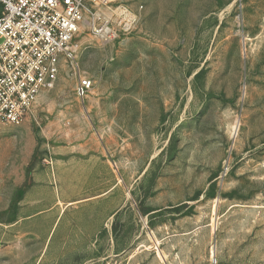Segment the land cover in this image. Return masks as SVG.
Segmentation results:
<instances>
[{
  "label": "rangeland",
  "instance_id": "rangeland-1",
  "mask_svg": "<svg viewBox=\"0 0 264 264\" xmlns=\"http://www.w3.org/2000/svg\"><path fill=\"white\" fill-rule=\"evenodd\" d=\"M117 2L142 6L131 32L74 38L92 91L63 65L37 122L0 121V264H264V0ZM34 144L41 166L106 159L114 210L93 235L78 186L16 196Z\"/></svg>",
  "mask_w": 264,
  "mask_h": 264
},
{
  "label": "built area",
  "instance_id": "built-area-1",
  "mask_svg": "<svg viewBox=\"0 0 264 264\" xmlns=\"http://www.w3.org/2000/svg\"><path fill=\"white\" fill-rule=\"evenodd\" d=\"M141 8L117 0H0V121L37 122L63 65L74 78L75 97L85 98L94 80L80 69L74 38L87 30L107 43L128 34Z\"/></svg>",
  "mask_w": 264,
  "mask_h": 264
},
{
  "label": "crops",
  "instance_id": "crops-1",
  "mask_svg": "<svg viewBox=\"0 0 264 264\" xmlns=\"http://www.w3.org/2000/svg\"><path fill=\"white\" fill-rule=\"evenodd\" d=\"M45 99L46 96L41 102H44ZM81 145H83V143H81ZM34 148L35 144L29 155V160ZM51 152L52 150L49 149V154H51ZM38 155L39 152L36 154L37 159L31 170L32 183L29 186V205L31 202V205L35 206L36 202L33 201L40 198L37 194L40 187L48 188L50 199H54L53 204H55L60 202V195H72L74 188L78 186L79 193L83 197L74 202L75 204L73 205H75L77 209H80L79 220L82 226L80 229V236L88 237L93 235L94 232L87 227L88 222L98 219L107 220L109 215L113 214L114 210L112 198H108L106 195L113 187V173L106 159L99 156L97 153H87L84 155H74L72 160L65 162L63 159L58 158L57 155L54 159L52 158L49 166L45 164L41 166ZM52 181L58 182L55 192L52 190ZM71 203L72 202L65 203L60 212ZM105 226L107 229V224Z\"/></svg>",
  "mask_w": 264,
  "mask_h": 264
},
{
  "label": "trees",
  "instance_id": "trees-1",
  "mask_svg": "<svg viewBox=\"0 0 264 264\" xmlns=\"http://www.w3.org/2000/svg\"><path fill=\"white\" fill-rule=\"evenodd\" d=\"M36 154H37V149L35 148L32 155H31L30 160L28 161V163L25 166V179H24L23 183L16 190V196L17 197L22 196V194L25 192V190L28 189L32 183L31 170L33 168L35 160L37 159Z\"/></svg>",
  "mask_w": 264,
  "mask_h": 264
},
{
  "label": "bare ground",
  "instance_id": "bare-ground-1",
  "mask_svg": "<svg viewBox=\"0 0 264 264\" xmlns=\"http://www.w3.org/2000/svg\"><path fill=\"white\" fill-rule=\"evenodd\" d=\"M236 127V126H235ZM235 129V128H234Z\"/></svg>",
  "mask_w": 264,
  "mask_h": 264
}]
</instances>
